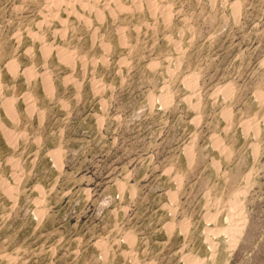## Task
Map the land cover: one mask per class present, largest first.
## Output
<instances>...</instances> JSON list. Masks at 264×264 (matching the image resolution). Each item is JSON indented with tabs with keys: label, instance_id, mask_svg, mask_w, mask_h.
<instances>
[{
	"label": "rangeland",
	"instance_id": "374dc122",
	"mask_svg": "<svg viewBox=\"0 0 264 264\" xmlns=\"http://www.w3.org/2000/svg\"><path fill=\"white\" fill-rule=\"evenodd\" d=\"M0 264H264V0H0Z\"/></svg>",
	"mask_w": 264,
	"mask_h": 264
},
{
	"label": "bare ground",
	"instance_id": "6f19581e",
	"mask_svg": "<svg viewBox=\"0 0 264 264\" xmlns=\"http://www.w3.org/2000/svg\"><path fill=\"white\" fill-rule=\"evenodd\" d=\"M57 3V2H56ZM28 74V73H27ZM213 231V230H212ZM211 232V231H210ZM212 234H220L221 233V231H213V232H211Z\"/></svg>",
	"mask_w": 264,
	"mask_h": 264
}]
</instances>
